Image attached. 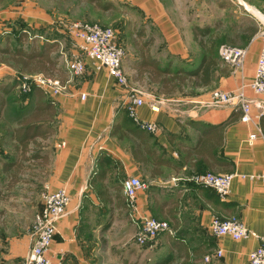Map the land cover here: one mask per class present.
<instances>
[{"label": "crops", "instance_id": "crops-1", "mask_svg": "<svg viewBox=\"0 0 264 264\" xmlns=\"http://www.w3.org/2000/svg\"><path fill=\"white\" fill-rule=\"evenodd\" d=\"M128 1L144 18H151L156 34L150 36L156 37L153 43L157 47L149 56L157 66L190 70L204 54L202 68L208 70L209 80L193 82L192 93L176 90L170 98L158 97V112L144 99L137 108L138 119L155 124L156 130L141 129L130 117L119 115L120 108L126 116L128 93L104 70L96 71L88 62L77 79L78 87L66 79L60 42L44 37L48 20L38 0H0L5 3L0 5V34L5 35L0 37V179H13L14 168L24 157L22 163L33 162L43 174L49 170L52 189L66 186L70 202L48 252L56 264L92 262L78 239L80 206L86 195L93 203L102 200L112 208L127 203L122 182L130 175L146 185L137 195L138 213H154L169 223V230L159 238L160 254L152 264H249L248 252L264 241V181L234 177L227 198L221 200L214 189L194 184L191 178L211 171L264 173V116L258 117L254 109L253 121L247 123L240 121V111L230 105L208 109L196 105L215 88L233 90L253 79L262 45L254 10L260 12L264 0L259 6L254 0ZM226 8L233 9L236 16L231 25L224 23ZM241 14L253 19L257 28L239 25ZM205 27L206 34H194ZM139 37L143 40L144 33ZM225 39L231 45L247 47L241 73L218 56ZM140 51L135 50L129 59L131 65L126 68L123 64L126 75L151 69ZM18 72H47L63 81L62 93L53 100L40 87L19 93ZM244 90L248 97L260 99L248 86ZM81 93L86 94L84 99ZM251 133L255 134L252 144L247 139ZM61 142L63 147L58 146ZM162 180L169 185H162ZM213 215L223 219L235 215L256 237L235 240L212 235L208 226ZM25 245L23 256L31 246L28 234ZM218 249L222 250L220 257L215 255Z\"/></svg>", "mask_w": 264, "mask_h": 264}, {"label": "rangeland", "instance_id": "rangeland-1", "mask_svg": "<svg viewBox=\"0 0 264 264\" xmlns=\"http://www.w3.org/2000/svg\"><path fill=\"white\" fill-rule=\"evenodd\" d=\"M38 4L42 6V13L47 15L48 20L43 26L44 37L58 38L60 62L67 71L66 79L69 82L74 81L76 87L79 83L77 79L81 75L73 76L69 72V64L75 54L70 43V34L66 29V26L71 22L77 20L97 22L102 26L113 28L115 41L124 52L122 61L126 68L131 65L129 59L133 57L135 50L145 47L143 44L145 41L148 44L145 50L149 55H151L150 51L153 53L157 47V43H153L156 37L150 36L156 34L150 24L151 18H144L145 15L131 6L128 0H95L93 3H89L88 0H38ZM256 4L259 6L262 1L256 0ZM0 5H5V3ZM241 9L245 10L242 7ZM260 12L254 10L255 15L264 20L262 8ZM245 13L249 14L246 10ZM234 15L233 9L226 8L223 14L226 20L224 23L226 25L234 23L236 20ZM253 24L257 28L253 19L247 15H240L239 25L252 28ZM1 27L9 28L10 26L2 24ZM143 33L144 41L139 37ZM228 33H232L231 30ZM2 35L5 36L0 34V37ZM225 42V44H229L226 39ZM153 68L154 66L143 73L135 71L128 73L126 77H128L129 86L126 93L129 95L136 93L149 103L159 101L158 97L160 96L170 98L174 96L173 93L176 90L192 93L189 87L195 81L194 77H187L184 73L173 76L166 72H156ZM15 74L16 84H20L25 73ZM16 91L22 94L30 92H24L19 86H16ZM47 95L48 100H53V96L48 93ZM205 99L197 101L198 108L208 109L200 105V102ZM118 110L119 115L122 116L123 110L120 108ZM27 157L32 158L33 156L28 155ZM22 158L24 157H21V161ZM21 161L14 168L13 179L4 177L0 179V264H20L22 261L26 249L25 235H29L28 230L34 214L43 204L44 187L49 184L48 169L43 174L42 170L33 162L24 161L22 163ZM164 181L166 180H162V185H169ZM172 182L170 180V185ZM111 192L114 195L112 190ZM86 196L84 204L80 206L79 225L81 227L78 229V239L90 262L92 261L90 264H121V260L124 259L126 264H152L161 251L158 247L159 238L164 237L168 230L160 233L152 242L141 245L137 242L136 237L142 224L137 213L129 208L127 203L120 204V207L116 204L117 207L112 208L102 200L93 203L90 201L91 198ZM149 215L158 220H165L156 217L154 213ZM174 264H178V262Z\"/></svg>", "mask_w": 264, "mask_h": 264}, {"label": "built area", "instance_id": "built-area-1", "mask_svg": "<svg viewBox=\"0 0 264 264\" xmlns=\"http://www.w3.org/2000/svg\"><path fill=\"white\" fill-rule=\"evenodd\" d=\"M260 28L257 37L262 41L258 55V61L254 70V77L249 82H242L236 89L222 90L215 88L211 90L209 97L200 102L205 108L222 107L230 105L240 111L241 122L253 121V111L258 110V117L264 114V20L257 17ZM70 34L71 46L75 54L69 64V72L73 76L83 74L86 64L90 62L96 71L104 70L108 77H112L116 84L127 89L129 86L128 77L123 69V49L115 41V31L113 28L105 27L97 22H87L77 20L66 26ZM246 46H235L223 44L218 49V56L227 63L233 70L239 71L243 68ZM23 80L19 86L24 92L31 91L34 86L45 90L51 96H58L62 93L63 83L60 79L44 75L42 73L23 74ZM248 86L260 99H252L245 93L244 88ZM132 89V87H130ZM133 90V89H132ZM82 99L86 94L81 93ZM160 100L149 103V108L154 112L159 111ZM144 104V98L136 93L127 95L125 110L132 121L143 129L155 131L156 125L151 122H143L138 119L137 108ZM255 134L248 136L250 144L255 140ZM64 142L59 143L63 147ZM250 180L262 179L264 173L260 174H238L236 172L214 173L203 172L195 174L191 178L194 184L214 189L221 200H225L230 192V184L234 177ZM145 183L137 176L130 175L122 182V191L127 198L129 208L133 209L141 222L136 240L141 245L152 242L160 233L169 230V223L165 220H158L150 215L138 213L136 199L139 192L145 190ZM42 208L34 214L32 224L28 230L31 246L23 257L20 264H56L54 258L48 255L53 237L57 229V223L65 216L66 207L70 202V195L66 186L52 189L50 184H46L42 193ZM208 229L212 235L228 236L235 240L256 237L255 232L250 230L235 215L228 218H220L213 215L209 221ZM215 255L220 257L222 250L215 251ZM209 260V256L205 257ZM249 264H264V241L261 245L248 252Z\"/></svg>", "mask_w": 264, "mask_h": 264}, {"label": "trees", "instance_id": "trees-1", "mask_svg": "<svg viewBox=\"0 0 264 264\" xmlns=\"http://www.w3.org/2000/svg\"><path fill=\"white\" fill-rule=\"evenodd\" d=\"M255 2V4H256V0H254ZM260 1H262V0H260ZM88 2L89 3H93V2H95V0H88ZM263 9V11H264V6L262 7ZM208 32V30H207V28L205 27V28H201V29H196V31H194V34L195 35H197V33H200V34H206ZM149 40H151V39H149ZM144 45H145V47L148 45L147 44V41H145V43H143ZM145 47L143 48V49H141V54H142V60L144 61V63H147V65H151V66H154V70L157 72V70H161L160 72H166V73H168V74H171V75H175L176 76V74H178V73H184V74H186L187 76H190V77H194L195 78V81H194V84H198V83H202V84H204L205 82H207L208 80H209V75H208V70L207 69H204V68H202V66H203V62L205 61V57H206V55H202L201 56V61H200V63L198 64V65H196L195 67H193L192 69H190V70H186L185 68H183V67H181V66H176V68L173 70V71H171L170 70V66H165L164 68H162L161 66L159 67V66H157L156 64H157V62H156V60L155 59H153V58H151L150 56H149V54L147 53V51L145 50ZM3 50H7V48L6 49H2V52H5V51H3ZM146 55V56H145ZM45 60H46V62H48V63H51V61L47 58V57H45ZM46 65H48V64H46ZM45 75V74H44ZM46 75H50V74H47V72H46ZM61 81V80H60ZM62 83H63V81H61ZM14 86V85H13ZM16 86H17V84H16ZM35 87H38V86H34L33 88H35ZM6 91L8 90V88L7 89H5ZM50 104H52V103H50ZM3 105V101L2 100H0V107ZM125 112H126V110H125ZM264 116V114H262V115H260L259 117L261 118V117H263ZM129 117V115L127 114V112H126V116H125V114H123L122 116H121V118H128ZM132 120V119H131ZM134 123V122H133ZM137 126V125H136ZM140 127V126H139ZM141 128V127H140ZM142 129V128H141ZM127 204H128V202H127Z\"/></svg>", "mask_w": 264, "mask_h": 264}]
</instances>
